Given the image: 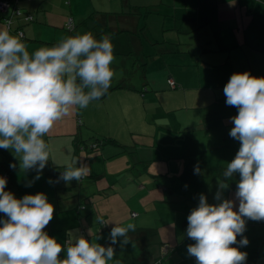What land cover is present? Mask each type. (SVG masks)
<instances>
[{"label":"crops","instance_id":"obj_1","mask_svg":"<svg viewBox=\"0 0 264 264\" xmlns=\"http://www.w3.org/2000/svg\"><path fill=\"white\" fill-rule=\"evenodd\" d=\"M2 1L4 0H0V3ZM16 5L11 2L8 12ZM18 7L32 15L34 22L29 24L23 18L14 21L12 19L10 33H24L26 39L21 40L30 54L41 47L55 45L61 38L86 33V27L90 24L88 19L92 15L101 27L111 26L106 34H101L105 29L100 28L94 36L100 39L101 35H108L113 44L114 55L111 86L98 100L108 99L109 108H113L116 101L120 103V99L124 100L129 95L133 102L132 109H136L143 118L141 125L132 129L134 145L129 134L125 139L127 132L122 135L110 130L108 132L106 125H103V117L96 118L102 129L94 126L95 119L92 120V117L95 114V102L98 100L90 102L83 111L71 110L63 120L56 122L48 133L51 138L47 145L54 152L53 158L49 159V166L46 164L45 169L48 172L55 169L56 174L58 169L65 170L70 164L74 167L86 165L90 170L86 181L90 184L86 181L79 184L76 180L66 183L60 176L58 182L57 178L45 179L42 174L40 179L35 180V170H31L30 176L24 173L20 175L23 180L32 178L30 184L36 182L38 186L35 189L48 185L49 180L53 182L50 184L53 185V191L48 195L44 193L48 202L54 206L53 219L44 231L62 246L68 240L69 232L74 236L82 235L81 232L74 231L77 230L79 222L67 210L75 208L83 200H92L93 196L99 195L83 211L87 221L93 222V228L98 226L100 230L102 227L98 218L109 222L106 229L111 230L116 224L126 226L123 218L128 214L125 212L127 209L129 212H138L135 225L144 227L140 234L137 230L128 232L130 241L136 243L134 255L130 252L132 246L129 243L121 246L118 241L116 245H112L115 256L109 264H116L117 261L119 264H154L161 258L160 248L163 245L175 250L170 255L164 247L162 264H197L196 258L187 252L188 245L195 241L186 233L190 212H185V215L178 208L184 202L181 196L176 194L172 198L164 194L159 199L144 190L146 184L148 188L155 187L154 179H160L164 184L172 181L170 178H160V173L168 169L163 162L175 160L180 157V153L178 154V149L169 157H152L145 153L147 150L153 153L171 150L170 146L162 147L158 142L160 138L167 137L168 132L174 131L175 124L177 129L188 127L184 132H192L193 151L202 154V174L208 169L222 171L215 170L217 164L227 165L232 161V153L237 154L240 141L229 135L234 127L230 118L238 114V109L226 104L223 89L234 73L249 72L254 77H264V0H35L22 2ZM148 7L153 12H149ZM7 15L0 13V29L7 28ZM72 16L78 28L74 34L65 30L66 23ZM142 30L144 31L141 33ZM126 31L129 33H125ZM170 80L176 82V89L170 87ZM144 86L149 91L144 90L142 93ZM120 90L123 93L119 94ZM175 112L178 114L172 121L170 115ZM77 117H81L90 128L85 127L79 131L83 139L106 136L116 140L119 145L105 143L97 150L78 153L74 140L78 131ZM107 123L104 121V124ZM199 134H203L206 139L198 140ZM172 142L174 149L177 138ZM106 145L114 147V151H109L112 156L120 157L111 159L106 156L108 151L103 149ZM100 149L103 150L102 153H99ZM9 152L14 154L10 149L0 148V153L11 158ZM55 153L58 154L54 158ZM12 157V162L19 168V159L15 155ZM101 163L113 170V173L104 175L100 170ZM174 166L176 169L179 167L178 163ZM168 167L167 174L171 176L170 162ZM105 176L107 181L101 184ZM239 178L238 174H234L233 179L239 181ZM125 186H129L132 196L130 198L135 201L125 206L121 212L123 215L115 209L104 208L105 200L110 201ZM198 186H206V182ZM102 188H107L108 193H103L102 190L106 189ZM226 192L227 194L222 193V199L235 200L234 210H238L239 201L235 197V188ZM159 200L167 204L168 215L183 220L181 227L178 221L165 226L169 235L162 242L148 238L152 228L143 221L151 216L150 211ZM219 202L216 200L215 204ZM139 204L144 207L143 210L138 209ZM4 218V215L0 217ZM251 223L255 225L251 226ZM257 224L258 221L245 218L246 230L243 236L247 237L249 243L243 247L239 243L232 245L247 253L245 264H264V226L259 227ZM110 232H95L90 240L83 236L90 242L107 247L110 245ZM240 239L241 236H237V242ZM138 249L144 252L138 255ZM119 250L127 253L128 258L133 256L121 261L118 258ZM60 258H65V251L61 252Z\"/></svg>","mask_w":264,"mask_h":264},{"label":"clouds","instance_id":"obj_2","mask_svg":"<svg viewBox=\"0 0 264 264\" xmlns=\"http://www.w3.org/2000/svg\"><path fill=\"white\" fill-rule=\"evenodd\" d=\"M21 36L11 34L8 28L0 29V148L12 150L20 170H35L34 179L38 180L49 160L42 137L71 110L87 108L111 86L113 44L108 35L96 39L86 32L61 38L55 45L30 54ZM223 91L226 104L238 109L230 118L234 127L229 135L240 141V147L227 163L223 179L217 181L214 199L221 202L209 204L200 194L198 206L187 217L186 233L195 241L187 252L197 264H245L247 253L232 245L249 243L243 236L245 218L264 220V77L234 73ZM10 168L16 165L10 164ZM89 171L86 165L70 164L60 179L80 181ZM194 173H200L198 165ZM236 173L240 177L235 193L238 210H234L235 200L222 199V191ZM6 184V178L0 177V212L6 217L0 219V264H109L115 256L112 245L118 241L127 245L128 232L136 230L134 223L116 224L107 247L69 232L62 246L44 231L54 214L47 196L37 193L17 199L5 191ZM98 220L103 225L109 223ZM237 236H241L239 242ZM62 251L64 259L60 258Z\"/></svg>","mask_w":264,"mask_h":264},{"label":"rangeland","instance_id":"obj_3","mask_svg":"<svg viewBox=\"0 0 264 264\" xmlns=\"http://www.w3.org/2000/svg\"><path fill=\"white\" fill-rule=\"evenodd\" d=\"M93 35L96 36V34H93ZM113 65L114 64L112 61L111 68L113 67ZM118 93L120 94L123 92H122V90H120V91H118ZM126 94H128V92ZM127 96L128 97H125V95H124L125 99L124 100L120 99V103H119V101H116V103L113 104V108H109L108 103H107L108 99H102V100L96 101L95 102V114L93 115L92 120L95 119L94 120V126L98 127L99 129H102L101 124L96 120V118L98 117V119H100L103 117L104 121L108 122L107 124H104V121H103V125H106L105 129L108 132L110 130L113 133H115V134L118 133L120 135L127 132L124 135L125 139H126V135L129 134L131 136L130 138L132 141V145H134L135 139H134V136H132V129L134 127H139L141 125V123L143 122V118L141 115H139L137 113L136 109H132V107H133L132 106V103H133L132 98L129 95H127ZM191 107L195 108V105L191 104ZM83 110L84 109H82L81 111H83ZM107 111H109L108 114H105V112H107ZM177 114L178 113L175 112V113H172L170 115V118L172 121H174L176 119ZM62 120H63V118H62ZM191 123H192V117H191ZM85 127L90 129L88 127V125H85ZM187 128L188 127H184L182 130L177 129L176 125L174 124V131L171 130V132L167 133V137L164 138L166 140H164L163 138H160V142H158V143L161 144L162 147H164L165 145L170 146L171 150H169L167 152H159L158 151L156 153L155 152L153 153L152 151L147 150V152L145 153V155H147V156L169 157V156H172L175 153V151H177V149H178L177 152H178V154L180 153V157H177L175 160L163 162L164 164L167 165L168 169H169L168 163L169 162L171 163V169L170 170H172V173H171V176H170V174H167L168 173V169H167V170H165V172L160 173V174H162L160 176V178H170L172 181H169L167 184H164L161 182L160 179H154L155 187L148 188V185L146 184L144 186V190L146 191V193L153 194L155 196V198H159V199L164 194H168V196L172 197V198H173V195L177 194L178 196H181L182 200L184 201V208L183 209L184 210L187 209L189 212H191L192 209H194L195 207L198 206L200 194H204L207 197L209 204H215L216 200H214V197L218 191L217 181H218V179H222V178H221V176H219L220 171H218V172L212 171L211 169H208V171H206V172H204V174H202L203 171L201 170V167L204 166L203 163H200V161L202 160V154H196L193 151L192 138H191L193 136L190 134L191 132L190 133L184 132V129H187ZM176 138H177V145L173 149L171 144L173 143L172 141H174ZM197 138L200 141H202L203 139H206V137H204L203 134L197 135ZM90 145H91V143H90ZM103 149L108 151L105 153V155L111 157V159H115L116 157H120L118 155H114V156L111 155L112 153H110L109 151L110 150L114 151V147L111 145H106L105 148H103ZM48 151H49V156L53 158V152L54 151L50 148H48ZM102 152H103V150H101L99 153H102ZM57 154L58 153H55L54 158ZM8 155L10 157H12V155H14V154H12V152H9ZM3 156H4V154L0 153V158H2ZM235 156H236V153L233 152L232 153V160L235 158ZM177 163L179 165L178 169H176L174 166V164H177ZM47 165L49 166V163H47ZM197 165L200 168L199 174L194 173V168ZM226 167H227L226 164L220 163L219 165L217 164L215 170H226ZM100 170L104 173V175L106 173H110V174L113 173V170L105 167L102 163H101ZM6 171L7 170L0 168V175ZM45 172L47 173L48 177L51 180H53V178H57L58 182H60L59 176H61V174H57V173L55 174L54 171L48 172V170L45 168L42 170L41 174L44 175ZM19 174H21V172H19ZM106 179H107L106 176L103 177L101 184L106 182L107 181ZM191 179H193V182ZM26 180L30 182L32 180V178L29 177ZM108 181H109V179H108ZM204 182H206V186H198V185H202ZM86 183L90 184L89 181L88 182L86 181ZM11 184L12 183L6 184L5 191L10 190L9 186ZM50 184L51 183H48V185H44V186L40 187L42 189L43 188L46 189L45 191H46L47 195H48V193L51 192V190L53 188V185H50ZM31 185H32V188L28 189L26 191V193L28 195H35L37 193H44L43 190H39V189L35 190V188L38 187L36 182L35 183L32 182ZM104 185H107V184H104ZM128 187L129 186H125L124 189H122L117 194H115L114 197H112V199L110 201L105 200V202L103 204L104 208L112 209V210L115 209L117 211V213L119 212L121 214V212H123V209L125 208V206L133 204V202L135 200L130 198L132 196H131V192L128 190ZM229 187L230 186H228L226 191H229ZM102 189H106V190H102L103 193H106V192L108 193L107 188H102ZM226 191L223 190L222 193L227 194ZM12 193L15 195V197H17L18 195H21V193H17L16 191L12 192ZM146 193L144 194V196L146 195ZM144 196H143V198H144ZM99 197H100L99 195L93 196L92 200L86 199V200H83V203L86 207H88L91 205V203H93V200L98 199ZM226 197H227V195H225V198ZM156 204H157L156 206L152 207L153 210L150 211L151 216L144 218L143 221H144L145 225L149 226L152 229H157V228H161V227H165L167 225H170L175 221L176 222L178 221L179 226L181 227V225H182L181 222L183 221L182 218H179L177 220L176 217L168 215L166 213V210L168 209L167 204H164V202L162 200H159ZM86 207H85V209H86ZM137 207L140 210L144 209V207L140 206V204L137 205ZM183 209H182V211H184ZM125 212L128 214L123 218V222L125 224H128V223H134L135 224L137 218L133 215V213L129 212V209L125 210ZM160 212H161V214H160ZM183 214L187 215V213H185V212H183ZM121 215H123V214H121ZM104 221H106V220L104 219ZM91 224H93V222H91V221L88 222L87 218L84 215H82L81 222L77 228V230L79 232H81L82 235H84L86 238H89V240L91 239V236L95 232L99 231L98 226L93 228V226ZM106 237H107V235L105 236V238ZM141 252H142V249L137 250L138 255L141 254Z\"/></svg>","mask_w":264,"mask_h":264},{"label":"trees","instance_id":"obj_4","mask_svg":"<svg viewBox=\"0 0 264 264\" xmlns=\"http://www.w3.org/2000/svg\"><path fill=\"white\" fill-rule=\"evenodd\" d=\"M32 1H35V0H4V1H2L1 3H3V2H7V4H8V7H7V9L6 10H0V13L1 14H8L6 17H5V24H6V26H7V28L9 29V31H10V29H11V24L13 23V21H14V19H20V18H23L27 23H32V22H34V17L32 16V15H30V14H28V13H25L24 11H23V8L22 7H18V5L19 4H21L22 2H32ZM11 2H14V3H16L17 5H16V7H14V9L11 11V12H8L9 10V7H11L10 6V4H11ZM0 3V4H1ZM149 9H148V11L149 12H153V10L152 9H150V7H148ZM12 19H13V21H12ZM9 21H11V24H9L8 22ZM88 21H90V24H88V26L86 27L87 28V30L85 31V32H91L92 34H96V32L99 30V28H103V29H105V31L104 30H102V32H101V34H106V32H107V30L108 29H110V27L111 26H109V25H107V26H105V27H101L99 24H98V22L95 20V18H94V16L92 15V16H90L89 17V19H88ZM77 24L75 23V20H74V18H73V16L72 17H70L69 19H68V21H67V23H66V26H65V30H66V32H69L70 34H74V33H76L77 32ZM144 30H142L141 31V33L143 32ZM18 33H22V36H21V38L22 39H26L25 38V35H24V33L22 32V31H19ZM125 33H129L128 31H126ZM94 36V35H93ZM169 85H170V87L171 88H173V89H176V82L175 81H173V80H170L169 81ZM144 90L145 91H149L147 88H145V86H144V88H143V91H142V93H144ZM78 110H81V109H78ZM77 127H78V131L75 133V138H74V140H75V146H76V148H77V152L78 153H81V152H84V151H88V150H97L98 148H101L103 145H105V143H113V144H116V145H119L118 143H117V141L116 140H114L113 138H111V137H106V136H96L95 138H93V139H90V140H88V139H83L82 137H81V134L79 133V131H81L83 128H85V124H84V121H83V119L81 118V117H77ZM187 133H190V131H187ZM192 133V132H191ZM190 133V134H191ZM50 138H51V136L50 135H45L44 136V140L46 141V143H48V141L50 140ZM93 140V141H92ZM92 141V142H91ZM90 143H91V145H90ZM49 147V146H48ZM13 156V155H12ZM11 159H13V157H11V158H9L7 155H5L4 154V156L2 157V158H0V168H2V169H5V170H7L6 172H4V173H2L1 175H0V177H4V178H6V180H7V183H12L9 187H10V190H8V191H11V192H17V193H21V195H18L16 198H18V199H21V198H23L25 195H28L27 193H26V191L28 190V189H31L32 188V185L30 184L31 182H29V181H27V180H23L21 177L22 176H20V175H22V173H24L26 176H30V175H32V172H31V170H28V171H26V172H24V171H21L20 170V168H15V169H13V168H10V164H15V163H13L12 162V160ZM49 159H51V157L49 156ZM47 163H49V160H48V162ZM9 170V171H8ZM54 171H55V169H54ZM64 170L62 169V168H60V169H58L57 171H56V173L57 174H61L62 172H63ZM19 172H21V174H19ZM223 172H224V170H222V171H220L219 173H220V175L219 176H221V178L223 179ZM34 173H36V171L34 172ZM37 174V173H36ZM236 174H238V177H239V173H236ZM43 177L45 178V179H47L48 178V175H47V173L45 172L44 173V175H43ZM29 178V177H28ZM28 178H26V179H28ZM88 179V177L87 176H84V177H82L81 178V180L79 181V184H81V183H83V182H85L86 180ZM233 180V181H232ZM83 181V182H82ZM238 182V180L237 179H233V177L230 179V180H228V186H230L229 187V189L230 190H233V188H235V191H237V183ZM39 190H43L44 191V193L46 192L45 190V188H38ZM38 189H35V190H38ZM78 206H76L75 208H70L69 210H67L68 212L67 213H73V215H74V217L76 218V220L79 222V224H80V222H81V219H82V215H83V211H84V209H85V205L83 204V203H79V204H77ZM179 207V209L182 211V209L184 208V202H181V204L180 205H178ZM186 208V207H185ZM184 210V209H183ZM188 210L187 209H185L184 211H182L181 213H183V212H187ZM133 213V215L136 217V218H138V216H139V214L137 213V212H132ZM5 216V214L4 213H2V212H0V217H2V216ZM59 215V214H58ZM251 226H253V225H255L254 223H251L250 224ZM259 227L260 226H264V220H262V221H258V224H257ZM0 226H2V225H0ZM101 228H100V233H104L105 232V234H106V232H108V231H110V229L108 228V229H106L107 228V225H103V224H101ZM137 227H136V230H137V233L138 234H140L141 232H142V230L144 229V227H141V226H139V224H137L136 225ZM151 233L150 234H148V232H147V234H148V236H150V237H148V238H150V239H154V240H160L161 242L162 241H164V240H162V239H164V238H167L168 237V235H169V233H166V227H161V228H157V229H152L151 231H150ZM139 236V235H138ZM144 237V236H143ZM134 240V239H133ZM101 245V244H100ZM129 245H131L132 246V249L130 250V252H132V254L134 255V253L136 252L135 251V249H134V246H136V243L135 242H133V241H130L129 242ZM164 247L170 252V255H171V253L175 250H172L169 246H167V245H163L161 248H160V255H159V257H161L160 259H158V261H156L154 264H162L163 263V257H164V253H163V249H164ZM120 251V250H119ZM129 250H127V252H128ZM142 252H144V250L142 251ZM133 255H131V257L133 256ZM117 256H118V252H117ZM128 254L127 253H125V252H119V256H118V258L121 260V261H123V260H127V259H130V258H128Z\"/></svg>","mask_w":264,"mask_h":264},{"label":"built area","instance_id":"obj_5","mask_svg":"<svg viewBox=\"0 0 264 264\" xmlns=\"http://www.w3.org/2000/svg\"><path fill=\"white\" fill-rule=\"evenodd\" d=\"M7 7H8L7 2H3V3L0 4V10H6Z\"/></svg>","mask_w":264,"mask_h":264}]
</instances>
